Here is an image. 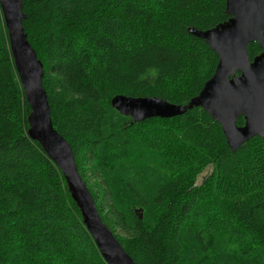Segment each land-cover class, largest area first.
I'll return each instance as SVG.
<instances>
[{
    "label": "trees",
    "instance_id": "16d2710c",
    "mask_svg": "<svg viewBox=\"0 0 264 264\" xmlns=\"http://www.w3.org/2000/svg\"><path fill=\"white\" fill-rule=\"evenodd\" d=\"M22 3L54 127L134 261L264 264V138L233 152L202 108L134 123L111 104L197 96L219 57L188 29L227 21L226 0ZM261 52L249 44L252 60ZM30 113L0 8V264H107L63 172L29 136Z\"/></svg>",
    "mask_w": 264,
    "mask_h": 264
},
{
    "label": "water",
    "instance_id": "95a60500",
    "mask_svg": "<svg viewBox=\"0 0 264 264\" xmlns=\"http://www.w3.org/2000/svg\"><path fill=\"white\" fill-rule=\"evenodd\" d=\"M15 67L30 105L29 136L63 172L69 193L79 208L83 223L107 264H137L112 230L104 223L95 200L81 177L71 144L54 127L51 107L43 86L44 65L28 41L22 0H0ZM231 16L217 27L188 33L206 42L218 55L213 76L188 104L177 105L157 97L117 95L111 104L134 123L153 118L170 119L202 108L218 122L229 147L235 152L250 139L264 138V0H226ZM262 50L253 60L250 43ZM244 125L239 126V118Z\"/></svg>",
    "mask_w": 264,
    "mask_h": 264
},
{
    "label": "rangeland",
    "instance_id": "374dc122",
    "mask_svg": "<svg viewBox=\"0 0 264 264\" xmlns=\"http://www.w3.org/2000/svg\"><path fill=\"white\" fill-rule=\"evenodd\" d=\"M211 171H212V167H209L200 177H199V179H198V184H201L209 175H210V173H211ZM85 181V180H84ZM86 183V182H85ZM88 183V182H87ZM86 183V185L88 186V188L90 187V185L91 186H93V182H90V185H89V183L87 184ZM90 190V189H89ZM58 225H59V223H58Z\"/></svg>",
    "mask_w": 264,
    "mask_h": 264
},
{
    "label": "bare ground",
    "instance_id": "6f19581e",
    "mask_svg": "<svg viewBox=\"0 0 264 264\" xmlns=\"http://www.w3.org/2000/svg\"><path fill=\"white\" fill-rule=\"evenodd\" d=\"M119 113V112H118ZM102 217V216H101Z\"/></svg>",
    "mask_w": 264,
    "mask_h": 264
}]
</instances>
